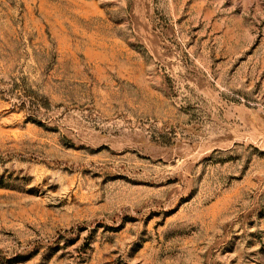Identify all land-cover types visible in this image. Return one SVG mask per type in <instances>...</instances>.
Wrapping results in <instances>:
<instances>
[{
    "label": "rangeland",
    "instance_id": "obj_1",
    "mask_svg": "<svg viewBox=\"0 0 264 264\" xmlns=\"http://www.w3.org/2000/svg\"><path fill=\"white\" fill-rule=\"evenodd\" d=\"M0 264H264V0H0Z\"/></svg>",
    "mask_w": 264,
    "mask_h": 264
}]
</instances>
